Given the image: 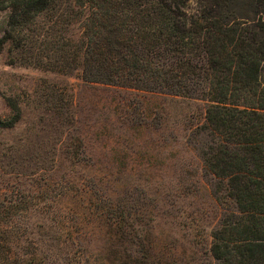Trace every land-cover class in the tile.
Here are the masks:
<instances>
[{
    "label": "trees",
    "instance_id": "16d2710c",
    "mask_svg": "<svg viewBox=\"0 0 264 264\" xmlns=\"http://www.w3.org/2000/svg\"><path fill=\"white\" fill-rule=\"evenodd\" d=\"M2 15L0 55L9 67L202 104L192 143L221 215L203 253L191 244L187 264H264V0H0ZM53 93L42 105L61 120L70 98L65 88ZM3 100L10 115L0 118V134L21 123L24 108L17 96ZM0 157L10 168L0 167V182H26L0 195V264H85V252L76 254L80 246L65 236L78 238L88 219L56 211L57 197L40 193L51 176L39 184L10 167L14 148L0 146ZM83 204L89 211V199ZM105 209L95 211L97 224L113 227L116 238L124 213ZM35 216L57 236L44 250L26 242ZM115 258L141 264L131 254Z\"/></svg>",
    "mask_w": 264,
    "mask_h": 264
},
{
    "label": "rangeland",
    "instance_id": "374dc122",
    "mask_svg": "<svg viewBox=\"0 0 264 264\" xmlns=\"http://www.w3.org/2000/svg\"><path fill=\"white\" fill-rule=\"evenodd\" d=\"M4 26L2 15L0 38ZM5 61L3 53L0 118L10 115L4 98L17 96L24 108L21 123L0 134V146L15 149L10 167L16 171L36 175L39 184L51 176L49 187L39 190L57 197L56 211L69 210L88 219L87 231L78 238L65 236V241L73 239L80 246L76 254L85 252V264H116V255L130 254L141 258V264H187L191 244L198 243V251L204 252L207 234L221 211L208 192L209 180L202 178L199 147L192 143L194 127L203 123L202 104L89 85L32 68L9 67ZM63 88L70 106L58 120L44 110L42 96ZM0 167L10 171L2 157ZM23 186V180L3 179L0 195ZM88 199L89 211L83 209ZM104 207L124 213L116 238L113 227H105L104 221L97 224L95 211ZM29 223L26 242L43 250L57 243V236L41 229L38 216ZM190 225L201 230L193 233ZM198 251L195 258L201 262L204 257Z\"/></svg>",
    "mask_w": 264,
    "mask_h": 264
}]
</instances>
